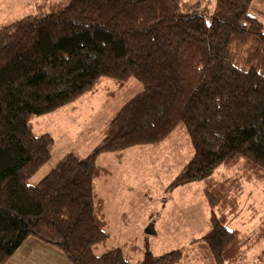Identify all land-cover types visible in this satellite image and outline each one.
I'll return each mask as SVG.
<instances>
[{"label":"trees","instance_id":"obj_1","mask_svg":"<svg viewBox=\"0 0 264 264\" xmlns=\"http://www.w3.org/2000/svg\"><path fill=\"white\" fill-rule=\"evenodd\" d=\"M35 13L0 26V264L29 237L63 252L71 264H132L106 243L104 200L95 180L103 153L157 147L176 129L192 155L172 187L201 183L207 231L196 243L212 264H241L264 232L251 237L228 223L243 183L264 187V26L254 0H215L210 21L185 0H35ZM264 1V0H260ZM117 90L142 84L84 157L65 154L37 184L53 138L34 135L31 120L53 113L102 79ZM114 94V92H112ZM236 176H217L219 168ZM185 252L136 264H182ZM259 264H264L262 260Z\"/></svg>","mask_w":264,"mask_h":264},{"label":"rangeland","instance_id":"obj_2","mask_svg":"<svg viewBox=\"0 0 264 264\" xmlns=\"http://www.w3.org/2000/svg\"><path fill=\"white\" fill-rule=\"evenodd\" d=\"M185 1L198 3L188 14L211 20L215 0ZM35 4V0H0V26L35 13ZM249 12L264 26V1L254 0ZM141 89L142 84L135 78H129L118 90L112 81L103 78L96 91L53 113L34 117L33 134H50L53 144L49 159L30 176L28 183L37 184L67 153L86 156L103 138L113 116ZM191 155L188 136L176 129L157 147H135L121 154L111 152L97 157L96 163L107 171L95 180L94 186L104 200L108 233L106 243L95 249L97 255L122 248L128 260L136 264L145 249L155 255L180 249L185 252L182 264H212L196 247L207 231L209 216L201 183L171 185ZM217 171L218 177L237 175L234 169L221 167ZM239 205V211L228 223L229 228L251 237L264 232L263 185L243 183ZM260 236L241 264H259L264 260V234ZM50 250L44 251L27 242L17 257L22 264H71L63 252Z\"/></svg>","mask_w":264,"mask_h":264},{"label":"crops","instance_id":"obj_3","mask_svg":"<svg viewBox=\"0 0 264 264\" xmlns=\"http://www.w3.org/2000/svg\"><path fill=\"white\" fill-rule=\"evenodd\" d=\"M30 238H33V239H30ZM32 240V241H31ZM35 240V241H34ZM31 243V244H34L35 246L39 247L40 249L44 250V251H47V252H50L51 248H54V249H57L55 247H51V245H48V244H45L43 243L41 240L39 239H36L34 237H29L27 238L22 244L21 246L14 252V254L12 255V259L13 261H15L17 264H22L20 260H18L19 257L18 256V253H19V250L20 248H22V246H24L26 243Z\"/></svg>","mask_w":264,"mask_h":264}]
</instances>
